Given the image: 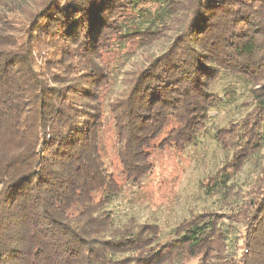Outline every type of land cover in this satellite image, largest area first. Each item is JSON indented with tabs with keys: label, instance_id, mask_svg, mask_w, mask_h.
<instances>
[{
	"label": "trees",
	"instance_id": "obj_1",
	"mask_svg": "<svg viewBox=\"0 0 264 264\" xmlns=\"http://www.w3.org/2000/svg\"><path fill=\"white\" fill-rule=\"evenodd\" d=\"M225 78L245 113L214 129L235 155L205 189L227 212L167 232L121 212L153 150L206 135ZM263 148L264 0H0V264H264Z\"/></svg>",
	"mask_w": 264,
	"mask_h": 264
},
{
	"label": "rangeland",
	"instance_id": "obj_2",
	"mask_svg": "<svg viewBox=\"0 0 264 264\" xmlns=\"http://www.w3.org/2000/svg\"><path fill=\"white\" fill-rule=\"evenodd\" d=\"M163 43L155 44L150 53L158 54L162 51ZM137 55L129 59V63L140 60ZM128 65L125 67L127 69ZM121 77L118 74L114 86L115 92L121 90ZM223 87L233 90L235 97L223 102L217 111L209 114L210 121L206 135L197 144L180 151L176 149L157 148L150 158L152 169L145 177L144 184L133 193V189L125 188L120 201L116 202L119 210L134 215L139 222L155 221L161 230H171L175 223L190 219L197 215H211L215 211L223 214L232 203H222L220 195L206 191L208 177L214 174L222 165L226 156L234 158L235 152L224 151L213 137L215 128L230 127L245 113L243 106V85L235 79L225 78L215 86V91L223 100ZM227 139V140H226ZM229 136L222 135V141L231 145ZM264 159V148L258 158ZM237 162V160H236ZM235 163V159L233 160ZM257 166L251 160L247 162L233 177V184L238 190L245 189L256 175ZM237 200H233V204ZM115 206V205H114ZM219 208V209H218ZM113 210L116 209L112 207ZM218 209V210H217Z\"/></svg>",
	"mask_w": 264,
	"mask_h": 264
}]
</instances>
